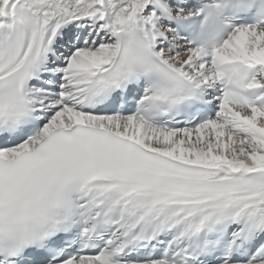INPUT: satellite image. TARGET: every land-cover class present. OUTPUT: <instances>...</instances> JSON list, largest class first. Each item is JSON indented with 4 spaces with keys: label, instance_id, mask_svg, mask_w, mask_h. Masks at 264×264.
Instances as JSON below:
<instances>
[{
    "label": "snow or ice",
    "instance_id": "snow-or-ice-1",
    "mask_svg": "<svg viewBox=\"0 0 264 264\" xmlns=\"http://www.w3.org/2000/svg\"><path fill=\"white\" fill-rule=\"evenodd\" d=\"M0 264H264V0H0Z\"/></svg>",
    "mask_w": 264,
    "mask_h": 264
}]
</instances>
